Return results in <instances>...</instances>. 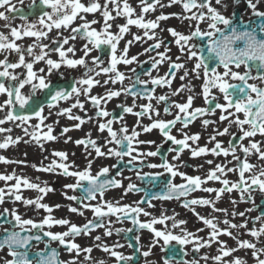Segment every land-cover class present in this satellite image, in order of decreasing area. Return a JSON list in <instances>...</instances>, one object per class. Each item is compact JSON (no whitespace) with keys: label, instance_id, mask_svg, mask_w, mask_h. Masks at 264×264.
<instances>
[{"label":"snow or ice","instance_id":"6c2138e0","mask_svg":"<svg viewBox=\"0 0 264 264\" xmlns=\"http://www.w3.org/2000/svg\"><path fill=\"white\" fill-rule=\"evenodd\" d=\"M20 3H23V0H20ZM214 3L225 10L228 7L224 0H214ZM233 3L239 4L240 0H233ZM246 3L247 8L251 9L252 17L257 18L255 20L250 18L247 23L242 18L237 19L235 12L231 16H225L217 7L213 6V0H168L166 4L163 3V0H139V14L136 13V9L129 3V0H103V3L100 0H88L87 4L82 0H32L27 15L17 8L12 0H0V9H4L0 11V20L5 21L3 27L8 29V34L0 32V53L15 54L18 57L14 62L9 59V55L0 59V95L6 97L0 103V111L6 112L5 116L0 119V125L17 121L19 122L17 127L29 125L32 130L29 131V127H24L22 129L24 135L30 137L42 148L43 142L58 139L56 135H53V125L45 123L53 115L52 109L56 107V102L74 98V103L70 108L59 109L55 115L57 117L66 116L69 120L78 121L71 127L62 128L61 136L71 130H79L83 124L93 120V117H88L86 120L80 115L73 114V109L86 111L84 101L80 99L84 97L95 110L97 130L100 133L107 132L104 145L98 144L90 134H86V138L74 141L78 146L83 145L87 151L86 166L83 169L76 167L74 162H69V154L61 150L52 151L51 155L54 159L48 165L41 164L40 167L32 165L37 171L75 179V183L65 184L63 187L71 189L73 192L79 190L80 195L68 196L66 192H63L62 195L65 199L78 205L77 207L69 205V212L83 216L84 210L91 211L92 219L87 220L83 225H77L67 218H55L52 215L54 209H58L60 205L49 206L42 203L49 192L55 191L47 183L41 186L31 182L27 177L15 173L0 174V181L5 182V188H0V204L5 203V197H8L13 199V202H21L25 208L34 206L37 212L43 210L47 213L37 222L33 219L23 218L15 208L11 210L5 208L0 212V226L5 223L11 225L10 229L4 228L3 234L0 235V251L7 249L3 264H107L104 259L93 260L91 257L92 247H81L75 242L77 237L89 236L96 229H104V237L112 236L114 231L120 234L147 230L152 234V244L146 251H141L140 236L134 237L136 245H128L134 249L132 255H124L120 251H116L115 249L124 247L119 242L109 246L101 242L100 235L95 236L94 241L100 243H96L94 246L114 258L115 264H133L136 253H140L145 258L149 257L152 254V247L159 240H163L161 251L168 253L164 257V264H169L173 258L187 256L188 252L184 250L186 245H192V252L199 254L202 248H211L213 244L218 246L215 255L204 254L199 257V260L193 258L190 261L177 258L176 264H200V260L205 261V264L209 260L213 264H246V261L241 257L225 259L242 249L251 250V257L255 264H264V246L258 247L257 244L249 240L241 239L242 234L239 232V229H244L247 235L257 240L264 236V212L255 218L246 215V213L256 211L261 207V205L255 204L253 193L258 192L264 198V164H253L249 161V157L256 155L259 161L264 162V11L259 10L260 5L264 4V0H246ZM173 5H180L182 12L167 15L161 13L155 19H146V14L155 12L157 8ZM16 13L20 14V19L24 23L13 27L11 21L15 19V16L11 14ZM95 13H99L102 17L103 23L99 30L93 26L101 21L87 19V14ZM29 15L36 17L35 20L29 22ZM173 17L181 22H189L188 34L174 28H161L160 31L166 30L174 38L175 45L186 57V61L194 60L191 69L186 67V63L178 62L181 59L180 56H177L173 61L167 55L171 48L165 45L164 40L159 38L155 31L160 28L161 21ZM117 18H124L125 23L116 24L117 31L113 32L111 30L113 23L111 22ZM77 19L81 23L72 27ZM202 23L207 25L206 30L200 27ZM130 26L142 29L143 36L131 34L132 39L127 40L123 49H120L118 47L120 42L124 40L126 34H130ZM62 29L70 30L69 35H63ZM53 30H56L57 35L49 39ZM24 37H33L35 40L24 48L17 43ZM77 38L86 41L81 49L83 55L79 58H76L75 46L69 44L70 41H75ZM43 40H49V43H42ZM137 41H154L143 51L144 53H156L155 57L149 55L152 69H158L159 65L168 63V71L164 76L153 77L150 72H145L143 75H147L149 79L143 80L140 78V74H136L134 78L126 77L119 70V65L128 66L133 63H143L138 60V56H129L128 54L130 47ZM193 41L195 42L193 43ZM65 45L69 46L65 48ZM162 47L164 51H159ZM36 48L39 49L38 54L34 51ZM93 51L99 52L100 55L92 56L89 62L87 58ZM105 51L109 55L107 63L101 59ZM50 53H56L58 59L53 60ZM26 56L31 57V61L26 60ZM157 57L159 58L157 59ZM41 62L46 67L35 70L34 65ZM62 66L67 69H83L79 78H73L68 89L54 86L49 79ZM241 67L244 68L243 72L239 71ZM17 69H23V71L17 72ZM131 71L135 73L134 68ZM180 71H183V75L179 76L181 81H186L192 74L195 79L202 80L200 93H194V86L190 82L182 83L179 88L171 90L172 81ZM253 71L257 74L253 75ZM60 75L63 78L62 72ZM101 75L106 77L103 83L97 79ZM125 79H132L133 83L125 87ZM249 81H253V83ZM118 83L121 85L119 89L107 87L109 84L116 85ZM149 84L153 86L151 89L147 87ZM137 85L144 87L137 88ZM26 86H30L27 94L22 92ZM96 86L105 88L103 95L91 94L92 89ZM164 86H168L171 90L170 95L157 96L154 94L156 87ZM37 91L46 92V102H33ZM185 91L189 95L184 103L171 100V97L181 95ZM121 95L131 96L133 99L131 105H119L122 113L137 117L136 125L131 129L124 122L123 115L118 118H109L112 117V113L102 107L103 104ZM197 95L203 97L206 107H193ZM137 99H146L148 103L137 105ZM221 99L223 103H221ZM152 101H155L156 104L163 102L166 105L163 108V113L171 115L173 118L171 120L160 119V110L154 107ZM137 107L140 110L134 111ZM45 108L48 109L47 116L44 115ZM217 110L220 113L219 122L226 121L227 126L223 129L219 127L213 129V134L208 137V142L213 144V147L199 146L197 142L200 140L201 134H189L185 130L192 122L201 117L214 116ZM145 116L151 121L148 125H143L141 122L140 118ZM153 116L156 119H153ZM33 118L38 123L31 125L30 121ZM54 123L58 124L59 121H54ZM114 123H120L121 127L114 129ZM177 124H180L181 127L176 128ZM201 124L207 129L210 124H217V121L202 119ZM232 126L236 127L239 135L230 131ZM174 128L182 138H177L172 134ZM42 129H46V131ZM154 129L158 130L163 137L161 144L156 145L153 140L139 139L142 132L150 133ZM3 132H11V129L0 127V133ZM225 135L232 136L226 147L223 141L217 139L218 136ZM257 135L262 139L255 140ZM245 140L248 141L247 145L244 144ZM19 142H21V137L13 139L11 136H7L0 141V149H6ZM69 142H72V138L66 137L64 143ZM168 142L174 146L168 149L169 153H174L171 161L165 155L159 164L146 162L147 157L161 155L163 144ZM24 143H28V141H24ZM145 144L156 145V150L140 151L139 146ZM108 145H115V147H107ZM192 145H196V147ZM104 147H107V151L102 150ZM186 149L193 159L211 154L212 156L225 157V162L215 164L203 178L189 176L180 171V168L187 166L185 162L180 161V156ZM93 152L95 156L88 159L87 157H92ZM73 155L75 154L73 153ZM229 156L232 157V160H227ZM104 157H116L121 163H124V158L127 157L126 166H131L129 170H135L137 178L149 177L148 186L140 188L129 182L125 188L120 180L110 177V167L115 168L117 165L102 166L93 175L92 165L95 159ZM44 159H48V157ZM233 161L234 165L229 167L228 165ZM0 163L23 164L24 161H10L0 156ZM206 163L212 165L214 161L207 160ZM137 165L151 169L160 168L163 171L142 174ZM199 167H203V165ZM229 172L238 173V180L229 181L226 178ZM165 174L167 177L161 181L160 178L165 177ZM117 175H121V172L118 171ZM176 177H180L183 182L175 183ZM128 179L130 180V178ZM13 180L15 183L9 185L8 182ZM209 181H217L222 187L218 189L203 187ZM156 187H160V191H153ZM22 188L35 190L39 195L35 198H25L21 195ZM110 189H123L121 197L114 200L105 199V194ZM234 190L240 193V202L253 204V207L244 212L235 210L231 212L232 217L244 218L240 224L233 223L228 219V209L216 207V202L221 199L224 193H231ZM141 191L145 195L135 201L134 206L121 203V200L128 194ZM196 191L215 193V198H189L191 193ZM154 200L180 201L181 207L190 210L210 230L207 239L197 235V232L204 231L203 228L197 229V232L189 231L186 228L187 220L178 219V213L169 216L161 211L159 216H154L141 206L147 204L149 208H154L155 205L152 203ZM92 201H96V203L93 204ZM231 203L235 206L237 201L232 200ZM197 207H208L211 208L212 213H223L224 219L221 220L211 214L201 215L196 211ZM141 216L149 219L141 220ZM113 217L115 220L112 219ZM125 220H129L133 227L113 228L114 223H123ZM169 221H171V230L168 226ZM250 222L253 224L251 228L248 227ZM257 222H260L259 227L255 226ZM221 223L225 225L224 228L219 226ZM158 224L164 226L162 230L155 227ZM55 226L65 227L66 230L63 232L51 231V228ZM177 229L180 234H175L173 231ZM233 230H236L235 235ZM220 236L230 237L235 240L237 246L229 247L225 241L219 239ZM33 242L44 243L45 249L32 253L31 249L35 246ZM52 242H57L63 247L70 254V258L66 261L60 260L59 252L50 246ZM172 242L180 246L179 249ZM81 254H84L83 260L79 259ZM146 264H148L147 261Z\"/></svg>","mask_w":264,"mask_h":264},{"label":"flooded vegetation","instance_id":"af4514ba","mask_svg":"<svg viewBox=\"0 0 264 264\" xmlns=\"http://www.w3.org/2000/svg\"><path fill=\"white\" fill-rule=\"evenodd\" d=\"M31 2H32V0H23V3H20V0H12V3L15 4L17 8H20L22 10V12L26 15L29 13V5L31 4ZM82 2L87 4L88 0H82ZM100 2L103 3V0H100ZM167 2H168V0H163V3L166 4ZM224 2L228 4V7L226 10L220 6L215 5L214 0H213V6L217 7L225 16H231L233 14V12H235L237 19L242 18L245 23H247L250 18H252L254 20L257 19L255 17H252L251 9L247 8L246 0H240L239 4H234L233 0H224ZM129 3L136 9V13L139 14V12H140L139 0H129ZM3 10L4 9H0V11H3ZM259 10L264 11V4L260 5ZM181 12H182V9H181L180 5H173L171 7L157 8V10L155 12H151V13L146 14V19H155V17L157 15H160L161 13H164L167 15L170 13H181ZM11 15L15 16V19H13L11 21V24L13 27L19 26V25L24 23V21L20 19V16H17L15 14H11ZM113 15H115L114 12H113ZM35 18L36 17L31 16V15L28 16L29 22H32L33 20H35ZM87 19L88 20L96 19L98 21H101V23H98V24L94 25L93 27L97 28L98 30L102 27V23H103L102 17L100 16L99 13L87 14ZM4 23H5V21L0 20V32L8 34V29H5L3 27ZM80 23H81V21L79 19H77L74 22V24L72 25V27H75L76 25H78ZM111 23H113V28L111 30L113 32H115V31H117L115 25L116 24H124L125 20H124V18H117L114 22H111ZM200 27L202 29H205V30L207 29V25L203 24V23L200 25ZM161 28L162 29L174 28L177 31H180L184 34H188L189 22L188 21L181 22L180 20L173 17V18H170L166 21H161L160 28L156 29L155 31L157 32L158 37L164 40L165 45H167L168 47L171 48V51L169 53H167V55H169L173 61L176 60L177 56H180L181 59L178 62L186 63V67L188 69H191L194 65V60L193 61H186V57H184L180 53L179 48L175 45L174 38L166 30L161 32L160 31ZM61 31L63 32V35L67 36V35H69L70 30H63L62 29ZM131 34L143 36V30L138 29L135 26H130V34H126L124 37V40H122L120 42V44L118 46L120 49H123L124 44L127 40L132 39ZM56 35H57L56 30H53L50 33L49 39H51L52 37H55ZM34 40H35V38H33V37H24L23 39L18 40L17 43L20 44L22 47L26 48L28 45L32 44L34 42ZM145 40H146V38H145ZM41 42L42 43H49V40H43ZM194 42L195 41H193V43ZM85 43H86V41L81 40L79 38H77V40H75V41L69 42L70 45H74L76 48V58H79L80 56L83 55V52L81 51V49ZM152 43H154V41H146V42L137 41V42L133 43V45L129 49L128 54H129V56H133V55L138 56V60L143 62V63H140V64L133 63V64L128 65V66L119 65L118 66L119 70L122 71L126 77L134 78V76L136 74H140L141 79L148 80L149 77L147 75H143V73L150 72L153 77H156V76H164L165 72L168 71V63L167 62L159 65L158 69H152L151 61L149 60V55L155 57L156 53L155 52L144 53V51H143L145 48H147ZM68 46L69 45H65V48H67ZM34 51L37 54L39 53L38 48L34 49ZM159 51H164V48L162 47L161 49H159ZM5 55H9V59L13 62L18 59V57L15 54L3 53V58ZM69 55H71V54H69ZM97 55H100V53L97 51H93L90 53V56L87 59L90 62L91 57L97 56ZM50 57L53 60L58 59V55L56 53H50ZM158 58L159 57H157V59ZM31 59H32L31 57L26 56V60L31 61ZM101 59H103L105 61V63H107V61L109 60V55H108L107 51H105V53L101 56ZM43 67H46L43 62L37 63L34 65L35 70H38V69L43 68ZM133 68L135 69V73H133L131 71V69H133ZM220 70L222 71V69H220ZM16 71L21 72V71H23V69H17ZM239 71L243 72L244 68L241 67L239 69ZM61 72L63 73V78L60 75ZM82 72H83L82 68L67 69L66 67L62 66L61 69L58 70L57 72H54L53 75L51 77H49V79L51 80V82L54 86H56L58 88L68 89L69 85L73 82V78L74 77L79 78ZM252 74L256 75L257 73L255 71H253ZM180 75H183V71H180L177 73L176 78L172 81L171 90H175V89L179 88L182 83H189L190 82L191 85L194 86L193 87L194 93H200L201 92V84H202L201 79H195L194 74H192V75H190V77L186 81H181L179 79ZM97 79H99L101 81V83H103V80L106 79V77L104 75H101V76L97 77ZM249 82L253 83V81H249ZM132 83H133L132 79H125L124 86L125 87L130 86ZM256 83H258V81H256ZM107 87L113 88V89H119L121 87V85L119 83L116 85L109 84ZM142 87H144V86L137 85V88H142ZM147 87L149 89H151L153 86L151 84H149V85H147ZM29 88H30V86H26L22 90V92L27 94L29 92ZM171 90L168 88V86L156 87L154 94L157 96H159V95H170ZM104 91H105L104 87L96 86L92 89L91 94L92 95H103ZM188 95H189V93L187 91H185L181 95L171 97V100H174L178 103H184L186 101V98ZM80 99L84 101V107H85L86 111H81L80 109H73L72 110L73 114L74 115H80V116L84 117L86 120L88 117H93V120L83 124L79 130L74 129V130L67 132L64 136L60 135L62 128L71 127L75 123H78V121H73V120L67 119L66 116L57 117L55 115V112L57 110L62 109V108H70L72 103H74V98L70 99V100H61V101L56 102V107L52 109L53 115L50 116L47 121H45V123L53 125V135H56L58 138L56 141L43 142V147L41 148L35 142H33L30 139V137L24 135V132L22 129L24 127H29V125H22L19 127V134H20L19 137H21V142L17 143L18 148L17 149L14 148V147H16L15 146L16 144H14V145H10L6 149H0V156H3L5 158H7L8 160H10V161H24L23 164H20V163H0V174L15 173L17 175L27 177L31 182L38 183L41 186H43L45 183H47V185L49 187L55 189V191L49 192L44 197L42 203H46L49 206H55V205L59 204L60 207L58 209H54L52 215L55 218H67L71 222H73L77 225H83L84 223H86L87 220L92 219V213L89 210H84V215L79 216L77 214H74V213H71L68 211L69 205H72L74 207H77L78 205H76L72 201L65 199V197H64V195H62V193L66 192L68 196H72V195L79 196L80 191L77 190L76 192H73L71 189H65L63 186L65 184L75 183V179L71 178V177H64V176H60L57 174L44 172V171H37L32 167V165H36L37 167H40L41 164H43L45 166L48 165L54 159V157L51 155L52 151L53 150H61V151H65L69 154L68 155V161L69 162H74L76 167H78L79 169H83L86 166L87 151L83 145L78 146L74 143V141H76L78 139L86 138V134H90L91 138L96 140L98 144L104 145V140H105V137H107V132L100 133L97 130L98 125H97V122L95 119L96 113H95L93 106L91 105L90 102L86 101L84 97H81ZM33 102H35V103L46 102V92L45 91H37L35 94V97L33 98ZM132 102H133V99L131 96L121 95L120 97L113 98L111 101H108L106 104H103L102 107L106 108L110 113H112V117H109V118H118L119 116L123 115L124 116V122L126 123L128 128L131 129L136 125L137 117L135 115H132V114L122 113V110L119 107V105H121V104L131 105ZM145 103H148V101L146 99H137L136 100L137 105H141V104H145ZM151 103L154 105V107H156L160 110V117H159L160 119L171 120L173 118L171 115H165L163 113V108L166 106L163 102H161L160 104H156L155 101H152ZM221 103H223L222 99H221ZM193 107H206V105L204 104V100H203L202 96H200V95L196 96V98L193 102ZM139 110H140L139 107L134 109V111H139ZM17 111H18V109H17ZM44 115H46V116L48 115V109L47 108H45ZM219 115H220V113L217 110V112L214 116L201 117V118L195 120L194 122H192L185 131H187L189 134L200 133L201 138L197 142L198 145L202 146V147L207 146L208 148H211V147H213V144L208 142V137L211 134H213V129L216 127L223 129L225 126H227L226 121L225 122H219ZM241 118H243L242 115H241ZM105 119H108V118H105ZM140 119H141V122L143 125H148L151 122L147 118V116L141 117ZM153 119H156V117L153 116ZM202 119L214 120V121H217V124H210L207 127V129H205L201 124ZM57 120L59 121V123L58 124L54 123V121H57ZM101 122H103V121H101ZM36 123H38V121L35 118H33V120L30 121L31 125H34ZM6 124H9V126H11V125L17 126V124H19V122L18 121L15 123L6 122ZM9 126L7 127V129H9ZM120 127H121L120 123H114V125H113L114 129H119ZM180 127H181L180 124L176 125V128H180ZM176 128H174L172 130V134L176 135L177 138H182L180 136V134L176 131ZM31 130L32 129L29 127V131H31ZM42 130L46 131V129H42ZM230 131L232 133H237V135H239L238 130L236 129L235 126H232ZM4 134H5V132H4ZM15 134L16 133L14 131H13V134H12V132H6L5 136L6 137L11 136L13 139H15L16 137H18V136H16L17 134L16 135ZM66 137H71L72 142H69L67 144L64 143V140ZM139 139L140 140H153L156 142V145L161 144L163 141V137L161 136L159 131L155 130V129L150 133H143L142 132V134L139 136ZM217 139L220 141H223L224 146L226 147L228 144V141L230 139H232V136H230V135L218 136ZM254 139L259 141L262 138L259 135H257ZM24 141H28V143H24ZM189 143H191V142H189ZM247 143H248V141L245 140L244 144L247 145ZM156 145H146L145 144V145H140L139 148H140V151H145V152L146 151H155ZM192 146L196 147V145H192ZM107 147H115V145H108ZM107 147L102 148V150L107 151ZM169 147H174L171 144V142L164 143L163 147L161 148V155H158L155 157H147L146 162L159 164V163H161V161L165 155L171 161L172 155H174V153L168 152ZM73 153L75 155H73ZM94 156H95V153L93 152L92 157H87V158L92 159ZM45 157H48V159H44ZM127 159L128 158L125 157L124 158L125 162L121 163L118 161V159L116 157L96 158L93 165H92V174L95 175V173L102 166H109L110 167L111 165H117V167H115V168L110 167V177H114V178L120 180L125 188L127 187L129 182L136 184L137 187H140V188H145L146 186H148L149 177L145 176L143 178H137L135 170H129L131 166H126ZM207 160H213L214 163L212 165H209L206 163ZM227 160H232V157L229 156L227 158ZM180 161L185 162L187 165L186 167L180 168L181 172H184L189 176H200L203 178L206 176L208 170L213 168L215 166V164L224 163L225 157H223V156H212L211 154H209L206 156H201V157H197V158L193 159V158H191L190 152L186 149L181 154ZM249 161L253 164H264V162L258 160L256 155L249 157ZM234 163L235 162L233 161V163L229 164L228 166L232 167L234 165ZM200 165H203V167H199ZM137 168L140 170V172L142 174L143 173H154V172L163 171V169H160V168L151 169V168H148L146 166H140V165H137ZM118 171L121 172V175H119V176L117 175ZM166 177H167V174H165V177H161L160 180L162 181ZM128 178H130V180ZM226 178L229 181L235 182L238 180V173L229 172V173H227ZM174 182L177 184H180L183 181L181 180L180 177H176ZM14 183H15L14 180L8 182L9 185L14 184ZM203 187H211V188L218 189V188L222 187V185L217 181H209L207 184L203 185ZM0 188H5V182L4 181H0ZM5 190H7V189H5ZM153 191H160V187L154 188ZM122 192H123V189H110L105 194V199H107V200L119 199L122 195ZM21 195L25 198H35L39 194L35 190H28V189L22 188L21 189ZM144 195H145V193L143 191L130 193L121 200V203L130 204V205L134 206V202L140 200ZM253 195L255 197V204L261 205V207L256 211L246 213V215L250 218H255L261 212H264V198H262V195L258 192L253 193ZM197 197L214 199L215 193L196 191V192L191 193L189 198H197ZM98 199H99V197H98ZM232 200L237 201L235 206H233V204L231 203ZM5 201H6L5 203L0 204V212H2L5 208H7L9 210L15 208L23 218L33 219L37 222L40 221L44 215H47V213H45L43 210H40L39 212H37L34 209V206H30L29 208H25V206L21 202H13V199H11V198L5 197ZM91 203L95 204L96 201H92ZM152 203L155 205L154 208H149L147 206V204H144L141 206L144 207L147 211L151 212L154 216H159L161 211L165 212L169 216L173 215V213H178L179 214L178 219L187 220L188 223L186 225V228L189 231L197 232V229L203 228L204 231L197 232V235L207 239L208 232L210 230L207 229L205 227V225H203V223L201 221H199L197 219V217L195 215H193V213L190 210L181 207L180 201H177V200H166V201L154 200V201H152ZM216 207L222 208V209H228L229 210L228 219H230L233 223L240 224V223H242L244 218L239 217V216L232 217L231 212L233 210H235L236 212H244L246 209L253 207V204L240 202V193L234 190L231 193H227V192L224 193L222 195L221 199L216 202ZM196 211L199 212L201 215H204V216H208L209 214H211V215L219 217L221 220L224 219L223 213H212L211 208H208V207H197ZM9 219H10V217H9ZM112 219L115 220L114 217ZM140 219L146 220L149 218L141 216ZM259 223L260 222H257L255 226L259 227ZM168 226H169V229L171 230V221L168 222ZM219 226L221 228L225 227V225L223 223H221ZM132 227H133V225L131 224V222L129 220H125L123 223H114L113 224L114 229L115 228L127 229V228H132ZM155 227L157 229L162 230L164 226L158 224V225H155ZM248 227L249 228L253 227V224L250 222L248 224ZM4 228L10 229L11 225L5 223L2 226H0V235L3 234ZM65 230H66L65 227H60V226H55V227L51 228V231H53V232H63ZM103 231H104V229H96L95 231L91 232V234L89 236L81 235V236L77 237L75 242L78 243L79 245H81V247H92L93 251L91 252V257L93 258V260L104 259L107 261V264H115V259L112 257H109L107 254H105L100 249H98L94 246L96 243H100V242L94 241L95 236L100 235L102 237L101 242L104 244H107L109 246L113 245L116 242H119L120 244L124 245L123 248L115 249L116 251H120L124 255H132L133 254L134 249L128 247V245L129 244L136 245V241L134 239V237L136 235L140 236L139 246L141 248V251L148 250V246L152 244V240H153L152 234L150 232H148L147 230H137V231H134L131 233H120V234H117L114 231L113 235L110 237H104ZM173 231L175 232V234H180L178 229L173 230ZM239 232L242 234L240 236L241 239L249 240L250 242L257 244L258 247L264 246V236L260 237V239L257 240L256 238L247 235L245 233L244 229H239ZM233 234L234 235L236 234V230H233ZM219 239L222 241H225L229 247H236L237 246L235 240L231 239L228 236H220ZM172 243L177 249H179L180 246L175 245V242H172ZM33 244L35 246L31 249L32 253H35L36 251H40V250L45 249L44 243L36 244V242H33ZM50 246L52 249H56L59 252V259L60 260L66 261L70 258V254L67 253L64 250V248L61 247L57 242H52ZM162 246H163V240H159V242L154 247H152V249H151L152 254L147 258L143 257L140 253H136L135 254V260L133 261V264H146V261L148 262V264H164V257H166L168 255V253L165 251H161ZM217 247L218 246L216 244H213L211 248H202L200 253L197 254V253L192 252V245H186V246H184V250L186 252H188V255L183 256V257H177V258L189 260V261L192 260L193 258L199 260V257L204 255V254L215 255ZM6 253H7V249L0 251V264H3V259L6 257ZM73 255H74V253H73ZM83 255L84 254H81V256L79 257L80 260H83ZM233 257H241L242 259H244L246 261V264H255V261L251 257V250H243L242 249L240 251L233 253L232 256L227 257L225 259L231 260ZM7 258L10 259V257H7ZM177 258H173L172 260H170L169 264H176ZM200 264H205V261L200 260ZM207 264H213V262L211 260H209V261H207Z\"/></svg>","mask_w":264,"mask_h":264},{"label":"rangeland","instance_id":"374dc122","mask_svg":"<svg viewBox=\"0 0 264 264\" xmlns=\"http://www.w3.org/2000/svg\"><path fill=\"white\" fill-rule=\"evenodd\" d=\"M0 59H3V53H0ZM5 99V96H3V95H0V103H2L3 102V100ZM5 114H6V112H4V111H0V119H2L4 116H5ZM9 126V124H3V126L2 125H0V127H3V128H7ZM9 129H11V132H12V134H13V131L17 134H15L16 136H20V134H19V127H17V126H15V125H11V126H9ZM6 132H5V134H4V132L3 133H0V141H2L6 136ZM16 147H14V148H18L17 147V144L15 145Z\"/></svg>","mask_w":264,"mask_h":264}]
</instances>
